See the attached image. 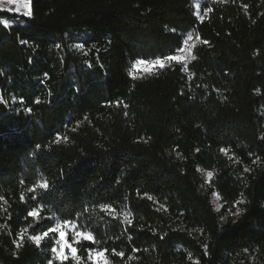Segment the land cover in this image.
I'll return each instance as SVG.
<instances>
[{"label": "trees", "instance_id": "1", "mask_svg": "<svg viewBox=\"0 0 264 264\" xmlns=\"http://www.w3.org/2000/svg\"><path fill=\"white\" fill-rule=\"evenodd\" d=\"M201 6L0 10V264H48L52 239L30 236L65 220L96 237L74 245L78 264H91L89 248L110 264H264V0ZM179 47L183 63L129 75ZM43 180L47 192L29 191ZM41 204L37 224L28 212Z\"/></svg>", "mask_w": 264, "mask_h": 264}, {"label": "snow or ice", "instance_id": "2", "mask_svg": "<svg viewBox=\"0 0 264 264\" xmlns=\"http://www.w3.org/2000/svg\"><path fill=\"white\" fill-rule=\"evenodd\" d=\"M7 5H16L15 8L8 7L6 10L9 12H13L16 15H22L24 17H31L32 12L30 10L29 3L24 2V0H6ZM199 7V5H197ZM23 9V11H22ZM208 12H211L212 9L208 8ZM5 27H9V22L8 21H3L2 22ZM193 37L191 34L187 36V39L183 41L184 44H188L190 40H192ZM21 43H26V41H21ZM204 43H208L207 41H204ZM77 47H81L80 45H77ZM185 49L183 47L175 48L173 49V52H179L183 53ZM191 59L195 60V56H191ZM186 60V57L183 55H177V54H168L165 56H160L152 60H146V59H136L135 62L131 65V71L129 72V75L132 78H137L135 76V73L137 70L140 68V66L144 65L145 67L143 68V71L145 73L151 72L153 69H158L162 70L165 69L170 65L171 62H175L177 64H181ZM184 68H187V64H184ZM46 75V74H45ZM191 79V77H189ZM258 91V90H257ZM35 103H39V100H35ZM4 103H7V101H4ZM13 103H15V97H13ZM21 103H23V98H21ZM117 105L121 103V101H116ZM26 111L31 112V109L28 108ZM60 135L57 133L56 135V142L58 143L60 141ZM65 139H67L65 137ZM264 139V137H262ZM40 146L37 145V148ZM225 149H221V152H225ZM255 163V161H254ZM245 172L248 171L247 168L244 169ZM208 176L211 177L212 173L209 172ZM21 183H24V181H21ZM40 188L47 192L50 188L49 182L47 180H43L39 182V184H34L29 191L30 192H35L36 189ZM24 197L21 195V200H23ZM33 200H36L37 197L34 195L32 197ZM148 199L151 200L152 197L148 196ZM243 201H238L237 204L242 203ZM44 208V205H39L37 208H33L28 212L29 217L36 218L37 224H40L41 220V211ZM112 211H115L113 209ZM243 212V209L237 208V211L234 215H239ZM43 219L47 220H52L53 217H44ZM125 219L127 220L128 217L125 216ZM129 225H131L132 221L128 220ZM43 226V225H42ZM66 228H71L75 230L76 225L73 224L72 221L70 220H65L62 221L59 225L57 226H52V227H46V230L43 231L42 233H37L35 235H31L30 239L35 243L37 247L41 245V242L46 240V239H52L53 244L50 248V252L52 254L51 258L48 261V264H56V262H59V264H64V262L68 261L69 259H72L74 261H77V264L79 260L81 259L80 256L78 255V248L74 246V244H79L81 240L88 241L91 243H96V237L92 232H86V231H75V235L73 239L70 241L68 239V232L65 230ZM24 237L23 234H21L18 238L19 241H23ZM16 246L19 247L20 244L16 241ZM67 250V252L65 251ZM89 253V259L91 261V264H110L109 260L107 259V249L104 250H94L92 248H89L88 250ZM136 251V249H134ZM15 254V253H14ZM113 254H117L115 252V249H113ZM121 257L124 256L123 252L118 253Z\"/></svg>", "mask_w": 264, "mask_h": 264}, {"label": "rangeland", "instance_id": "3", "mask_svg": "<svg viewBox=\"0 0 264 264\" xmlns=\"http://www.w3.org/2000/svg\"><path fill=\"white\" fill-rule=\"evenodd\" d=\"M202 1H203V0H193L194 14H195L196 16H199L200 11H202V6H201ZM24 2L29 3V6H30V0H24ZM197 5H199V7H197ZM8 7L15 8L16 5H11V6H9V5H7V3H6V0H0V10L7 11L6 9H7ZM22 11H23V9H22ZM8 12H9V11H8ZM11 13H13V12H11ZM188 54H189V49H185V51L183 52L182 55L185 56V57H187ZM144 67H145L144 65L140 66V68L137 70L136 73H137V74H145V72L143 71V68H144ZM153 70H155V69H153ZM153 70H152V71H153ZM152 71H151V72H152ZM213 203H214L216 209H217L218 211H220V210H221V204L219 203V200H218V198H217L216 196L213 198ZM65 230L68 232V239L71 241V240L73 239L74 235H75V231H76V229L73 230V229H71V228H66ZM74 245H75V244H74ZM65 251L67 252V250H65Z\"/></svg>", "mask_w": 264, "mask_h": 264}]
</instances>
